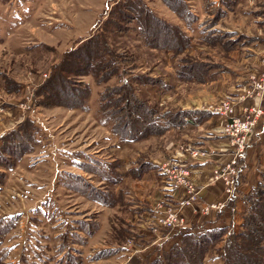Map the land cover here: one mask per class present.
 <instances>
[{
  "label": "rangeland",
  "instance_id": "rangeland-1",
  "mask_svg": "<svg viewBox=\"0 0 264 264\" xmlns=\"http://www.w3.org/2000/svg\"><path fill=\"white\" fill-rule=\"evenodd\" d=\"M144 1L154 14L165 20V13L159 9L161 6L174 12L163 0ZM119 2L0 0V81L5 88L4 77L25 84L24 88L32 94L29 97L31 103L24 99L18 106L26 111L20 104L27 101L31 105L29 115L38 128L33 150L8 170L7 180L0 191V264H29L37 255L54 263L64 260L66 264L69 252L73 254L74 262L81 259V264H124L128 256L126 262L137 252L143 251L141 253L146 255L155 248H167L166 245L161 248L159 243L150 245L152 241L144 236L148 230L143 228L145 219H134L133 223L125 220L120 209L121 196L115 194L117 183L114 181L123 179L126 156L147 164L161 156L170 139L168 130L133 142L122 141L114 135L109 128L111 122L99 108V93L106 91L107 86L119 85L120 79L115 77L98 84L90 74L70 76L71 82H84L90 87L84 110L65 106L36 108L32 103L34 90L48 78L52 64L59 61L64 51L73 48L79 38L93 34L97 28L111 31L108 33L111 47L127 59L121 79L128 81L138 97L156 107L158 112L170 109L160 104L164 91L159 90L151 98L146 90L161 87L163 76L168 77L169 83L166 84L170 88L176 83H186L189 89L202 82L204 70L209 71L216 62L219 63L221 52L218 48L201 49L194 43L190 48L191 42L175 52V61L171 57L167 59V55H161L167 48L147 45L134 20L119 23L123 30L113 31L109 21L117 12ZM196 2L199 5V1ZM215 2L219 4V0ZM236 7L237 10L243 8L241 2ZM224 17L217 27L239 28V31H256L261 27L251 15L237 17L229 10ZM204 20L205 16L200 17L194 25L186 28L193 41L203 36L206 28L200 23ZM226 32L225 28H219L213 37L214 42L221 45L234 37L227 36L229 33ZM165 34L164 31L159 33L158 43L165 40ZM219 36L221 41L217 38ZM190 63H194L192 70L186 71L185 67ZM179 68H182L180 72ZM142 80L147 82L140 83ZM1 89L3 99L12 95L8 89V95ZM243 212L244 220L245 209ZM112 225L115 230L127 228V238L124 237L122 242L115 240ZM230 228L235 232L240 226L231 222ZM90 230H93L92 234H88ZM64 232L68 242L61 241L64 237L60 234ZM132 235L134 238L129 237ZM128 242L135 247L128 248ZM222 243L220 241L216 246ZM101 249L106 252L110 249L111 253L96 260L102 254L98 253ZM203 264H222L214 248Z\"/></svg>",
  "mask_w": 264,
  "mask_h": 264
},
{
  "label": "trees",
  "instance_id": "trees-1",
  "mask_svg": "<svg viewBox=\"0 0 264 264\" xmlns=\"http://www.w3.org/2000/svg\"><path fill=\"white\" fill-rule=\"evenodd\" d=\"M163 1L181 20L190 22L194 19L183 0ZM123 9L126 12H123ZM118 19L120 22H117ZM128 20L136 22L147 45L156 48L161 46L176 52L190 43L189 35L180 26L154 14L144 0H120L119 8L109 22L114 28L113 31H121L123 28H120L119 23ZM161 31L166 33V37L158 43L157 39ZM108 33L111 31L107 28H97L93 34L79 38L73 48L64 51L59 61L50 67L48 78L34 90L33 105L65 106L84 110L90 96V87L84 82L82 84L71 82L70 76L79 77L90 74L98 84H104L115 77L120 79V84L113 87L107 86L106 91L99 93V108L111 122V132L122 141L133 142L143 139L181 123L186 112L175 109H162L158 112L156 107L150 106L149 102L138 97L136 89L128 81L121 79L124 73L123 64L127 62V59L123 53L111 47ZM225 34L233 35L230 32ZM217 38L221 41V36ZM245 39V36H237L221 43L226 48H232ZM193 64H188L185 67L186 71L192 70ZM185 69L184 72H186ZM181 70L182 68H179L178 71ZM4 81L8 91L18 90L20 84L14 78L10 80L4 77ZM36 134L35 122L27 116L14 128L0 135V191L6 182V171L15 167L23 155L32 151ZM151 164L136 160L128 173L140 177L158 166L152 162ZM242 198L245 214L238 231H228L226 226L190 227L176 232L179 238L169 248L163 250L155 248L154 251L146 254L147 256L137 252L130 257L127 264H203L213 248L222 264H264V171L258 183ZM123 224L127 225V223ZM112 231L115 240L122 242L128 230L125 227L115 230L112 225ZM92 232L93 230H90L88 234ZM65 233L60 234L64 237L61 241L65 240ZM129 237L134 238L133 235ZM220 241L223 243L216 246ZM70 247L69 242L68 248ZM108 252L111 253V250L109 249ZM108 252L104 249L99 250L98 253H102L99 257L107 256ZM72 255L71 252L68 253L66 264H81V259L74 262ZM22 259L27 263V260ZM52 262L54 263L51 259L37 255L32 262L28 263L52 264ZM54 264H64V260Z\"/></svg>",
  "mask_w": 264,
  "mask_h": 264
},
{
  "label": "crops",
  "instance_id": "crops-1",
  "mask_svg": "<svg viewBox=\"0 0 264 264\" xmlns=\"http://www.w3.org/2000/svg\"><path fill=\"white\" fill-rule=\"evenodd\" d=\"M183 1L194 16V19L190 22L181 20L177 14L167 10L163 6L159 9L162 13H165L164 17L169 22L180 26L187 34L188 31L186 28L194 25L200 17L205 16V20L200 23L201 25H205L206 28L203 36L193 41L191 35L188 34L191 42L190 48L192 43L201 49H211V46H215L221 52V57L218 58L219 63L216 62L213 69L203 71L201 77L202 82L197 84L196 87L193 86L188 89L189 84L176 83L170 88V85L166 84V82L169 83L167 81L168 77L163 76V84L161 87L166 90L161 87H156L153 90H145L151 98L154 97L155 93L158 94L159 90L161 92L164 91L160 101V104L165 105L164 108L182 110L187 113L181 123L169 127L168 134L170 139L164 153L161 156H156L155 159H151V162L156 164L171 158L183 161V164L189 168V177L194 184L195 190L198 191L197 199L190 205H182V201L185 198V193L182 189L174 191L173 194L165 192V179L159 172L158 166H154V169L144 173L140 177L129 174V169L136 161V159L129 156L125 158L123 179L114 181L117 183L115 185V194L121 196L122 202H120V206L122 208L120 209L124 213L125 220H129L130 223H133L134 219L143 221L144 219L151 218L154 214L153 208L156 202L159 201H163L166 205L176 208L180 215L184 217L185 224L179 229L170 230L163 229L162 227H147L148 230H146L147 233L144 236L152 241L150 245L153 246L159 243L161 248L165 245L169 248L179 238L176 232L190 227L202 225L207 227L226 226L228 231H232L233 229L230 228L231 222L241 226L243 223L242 213H244L243 210L245 209L242 196L248 193L258 183L262 171H264L263 119L258 124L256 130L250 135L247 149L238 161L236 188L233 196L227 199L223 186L211 180L209 170L210 164L217 165L222 163L226 156L225 152L228 149L227 138L220 134L222 130V117L201 109L204 104L218 101L228 94L238 95L243 89L248 73L253 69L259 68V56L255 54V50L261 38L264 37V0H219V4H216L215 0H198L199 5L196 0ZM239 2H241V6L243 7L241 10H237L236 7ZM229 10L236 13L237 17L247 18L251 15L253 21L261 27L256 31L249 29L239 31V28L217 27L219 21H224V16ZM200 24L199 27H202ZM219 28H225L227 32L233 34V38L245 36L246 39L232 48H226L222 43L220 45L213 40ZM212 30L215 31L212 33ZM163 52H161V55H167V59L171 57L172 61L176 60L177 54H175L174 50L167 49ZM166 64H169L168 60H166ZM219 66H226L228 69H221ZM2 83L1 80L0 135L14 128L27 116L32 117L29 115L30 110L22 111L18 106L20 102L24 101L29 95H32L24 88L25 84L18 82L20 84L18 90L11 92L12 95L3 99L1 96V87L6 91L4 92L7 95L8 91ZM35 107L40 108L41 106ZM32 119L34 120L33 117ZM181 144H192L206 149L208 155L205 158L195 160L187 158L184 155H179L176 153V150ZM7 173L8 171H6V180ZM127 198L132 199L127 201ZM213 201L225 202L224 207L219 211H214L209 216H204L196 212L200 205ZM132 246L135 247L134 244ZM98 258L101 257H97L96 260ZM126 260L124 264H127Z\"/></svg>",
  "mask_w": 264,
  "mask_h": 264
},
{
  "label": "built area",
  "instance_id": "built-area-1",
  "mask_svg": "<svg viewBox=\"0 0 264 264\" xmlns=\"http://www.w3.org/2000/svg\"><path fill=\"white\" fill-rule=\"evenodd\" d=\"M255 54L259 56V68L248 73L243 89L238 95L228 94L218 101L206 103L201 107L213 115L222 117L220 134L227 138L228 149L222 163L210 164L209 170L211 180L219 182L223 186L227 199L234 194L238 175V161L247 149L250 135L264 119V38L257 44ZM43 77H46V74H43ZM27 91L29 92V90ZM30 96L26 98L29 102ZM27 101L20 104L23 110H29L31 107ZM176 153L192 160L205 158L208 155L206 149L192 144L180 145ZM157 165L159 172L165 179V192L173 194L174 191L182 189L185 193L182 205H190L196 201L198 191L195 190L189 177V168L183 164V161L171 158ZM224 204L223 201L206 202L200 205L196 212L207 216L211 212L221 210ZM153 211L154 214L146 220L143 228L153 226L175 229L181 228L185 224L184 217L180 215L177 209L166 205L163 201L156 202ZM126 246L130 248L132 244L128 242Z\"/></svg>",
  "mask_w": 264,
  "mask_h": 264
}]
</instances>
